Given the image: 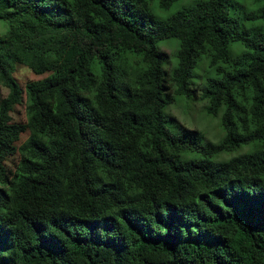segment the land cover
<instances>
[{
  "label": "trees",
  "instance_id": "16d2710c",
  "mask_svg": "<svg viewBox=\"0 0 264 264\" xmlns=\"http://www.w3.org/2000/svg\"><path fill=\"white\" fill-rule=\"evenodd\" d=\"M152 1L0 0V264H264V30L227 0ZM203 56L217 143L165 125ZM17 66L47 76L22 88Z\"/></svg>",
  "mask_w": 264,
  "mask_h": 264
},
{
  "label": "rangeland",
  "instance_id": "374dc122",
  "mask_svg": "<svg viewBox=\"0 0 264 264\" xmlns=\"http://www.w3.org/2000/svg\"><path fill=\"white\" fill-rule=\"evenodd\" d=\"M201 0H178L168 10H162L158 7L157 0L151 2V10L158 19H167L183 7L194 4ZM264 5V0L259 3H254L253 0H227L228 14L240 21V24L245 29L261 28L264 30V20L256 19L253 21L246 20L245 15L247 13L256 11ZM6 25L0 21V34L6 31ZM158 48L167 55V62L164 65V69L170 72L177 65L176 53L179 49V42L175 39H166L158 42ZM231 51L233 54H240L244 51V48L239 43H233L231 45ZM214 70L209 67V60L205 56L198 61L197 66L194 69L193 82L196 84V95L188 99L186 97H177L173 104L168 105L165 108L166 114V127L174 134H179L183 129L196 130L201 133L205 142L217 143L223 137V129L220 124V114L217 117H209L205 113V102L200 98L199 89L202 86L204 78L213 76ZM47 74L42 76H35L28 68L23 66H17L14 78L23 88L25 84L37 81L45 78ZM7 90L0 85V95L4 97ZM25 96L23 95L22 105L17 106L14 112L11 114L12 120L15 123L25 122ZM27 137V134L22 135L21 142ZM237 153L225 154L220 156V160H227L230 157L247 152L246 147Z\"/></svg>",
  "mask_w": 264,
  "mask_h": 264
}]
</instances>
